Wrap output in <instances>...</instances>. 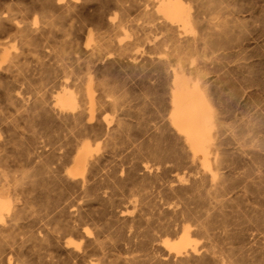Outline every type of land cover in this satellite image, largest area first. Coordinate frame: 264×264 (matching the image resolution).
Here are the masks:
<instances>
[{"label": "bare ground", "instance_id": "obj_1", "mask_svg": "<svg viewBox=\"0 0 264 264\" xmlns=\"http://www.w3.org/2000/svg\"><path fill=\"white\" fill-rule=\"evenodd\" d=\"M245 1L0 0V264H264V0ZM28 59L49 88L16 83ZM134 74L157 78L154 124L132 121Z\"/></svg>", "mask_w": 264, "mask_h": 264}, {"label": "rangeland", "instance_id": "obj_2", "mask_svg": "<svg viewBox=\"0 0 264 264\" xmlns=\"http://www.w3.org/2000/svg\"><path fill=\"white\" fill-rule=\"evenodd\" d=\"M243 1H244V0H243ZM243 1L241 0L242 3H244ZM246 1H247V0H246ZM246 1H245V3H246ZM239 2H240V0H238V3H239ZM241 2H240V3H241ZM239 14H240V13H239ZM154 30H155V29H153V32H152L151 29L146 30V32H145L146 34H145V35H147V36H149V37H152V36L156 33V32H155L156 30H155V31H154ZM206 30H208V29H206ZM147 31H148V32H147ZM150 32H151V33H150ZM154 32H155V33H154ZM148 33H149L150 35H148ZM152 33H154V34H152ZM196 33H199L198 30L196 31ZM151 34H152V35H151ZM230 36L233 37V36H235V35L233 34V36H232V34H231ZM231 37H230L229 41H230V40H232V41H231V42H228V41H227L229 44H228L227 42L223 41L222 43L220 42V43L218 44L219 46L216 45V47H218L217 50L219 49V50H218L219 52H220V50H221V52H222L223 55L220 54L221 52L218 54V51L216 50L215 47H213V48H214V50L217 51V52L213 53L214 50H212L211 55H212V53H213V55L217 53L218 55H217V54H216V55H217L218 57L221 56L220 59H221V58H223V59H225V58H227V59H228V58H231V59H232V54H234V53H232V52H236V50H237V48H238V47H237L238 42H237V40H236V41L234 40L235 42L233 41V39H234V38L236 39V37H233V39H232ZM224 42L227 43V44H225ZM230 43H231V44H230ZM233 43H234V44H233ZM236 43H237V44H236ZM224 44H225V47H226V45H227L226 48L224 47ZM222 45H223V47H224L223 49H221ZM228 46H229V47H228ZM233 46H234V47H233ZM232 49H236V50H235V51H232ZM224 50H225V51H224ZM226 50H227V51H226ZM230 50H231L232 52H231ZM210 51H211V49L209 50V54H207L208 57H204L203 60H206V61H205L206 63H207V61H208V62L212 65L213 69H212V67H210L211 65L208 66L209 64H208V63L206 64V65H207V68H208V69L210 68L211 70H210V69H209V70H210V71L213 70V71L208 73L207 71H209V70L206 68V73L209 74L208 76H207V74H206V76H207V77H210L209 80H210V79H212V80H213V79H214V80H217V81H216V85L218 86L219 84H221L220 87L223 88V89H221V90H224L225 86L228 85V82H227V78H226V76H225V75H227V71H226L225 69H223V68H226V67H225L226 65H227V66L230 65V64H227V63H230V60H231V59H229V61H227V59H226V61H225L226 63H225L224 60L222 59L221 61L224 62V63H225V64H224V63L218 61V59H217L218 57H217L216 55H214V56L212 55V56H213V57H212V56L210 55ZM223 52H224V53H223ZM227 52H228V53H227ZM230 52H231V53H230ZM225 53H226V55H225ZM230 54H231V55H230ZM219 55H220V56H219ZM224 55L226 56L225 58H224ZM229 55H230L231 57H230ZM215 56L217 57L216 59L214 58ZM222 56H223V57H222ZM228 56H229V57H228ZM209 57H210V58L212 57V58L209 59ZM212 59H213V62H214V60H215L214 65L212 64V63H213V62H212ZM29 60H30V61H29ZM216 61H217V62H216ZM211 62H212V63H211ZM27 63H28V64H27ZM215 63H216V64L219 63V64L216 65ZM221 63H222V64H221ZM33 64H34V65H33ZM35 64H36V61H35V60H33V59H28V60L26 61V64H25V63L23 64V65H25L26 67L29 65V66L27 67L28 69L24 66L25 68H23V70H21L24 74H22V72H20L21 74L19 73V75H18V79H19V81H17L16 83H17L18 85L22 86V89H23L25 92H29L30 89H31L32 87H33V88L36 87L35 89H37V87L40 88V87H42V86H45V88H49V87L51 86V84H52V83L50 82L49 79H46V78L42 79V78H41V75H40L38 72H36V71H38V70H37V67H36L37 65H35ZM223 64H224V65H223ZM219 65H220V66L223 65V66H222V69H221L220 67H219V68L216 67V66H219ZM214 66H215L216 68H214ZM34 67H36V68H34ZM217 68H218L219 70H218ZM24 69H26V71H25ZM220 69H221V70H220ZM226 69H227V68H226ZM215 70H217L216 72H219V71H222V70H223L222 72L224 73V71H225L226 74L223 75V74H221V72H219V74H217L216 72L213 73ZM210 73H211V74H210ZM212 73H213V74H212ZM26 74H27V78H25V77H26ZM22 75H25V77L23 76V77H24V78H23ZM137 75H139V74H137ZM137 75H135V74H134V75H128V77H129V76H130V77L133 76V77L136 79V80H134L133 77H132L131 79H132L133 81H132L130 78H129V81H131V82H132L133 84H135V85H136V84H138V85L140 84L139 86H136V88L134 87V85H133L132 83H129V81H128V77H127V79H126V82H128V86L130 87L129 89L131 90V88H132V90H131L132 92L128 89V86H127V85L124 86L125 88H127L126 90L128 91V93L125 91V94L127 93V94L125 95V97H126V96H129V95H132V98H130V99H133V100H129V101L133 102V103H132L133 106H135L136 108L138 107V108H137L138 110L141 109V110H139V111H138V110L135 111L136 108H135V107L133 108V107L131 106V104H129V105H130L129 108L131 107V109H130V110H131V115H130V116L133 117V120H132V118H131L130 116H129V117H130V119H131L132 121H134L135 118H136L135 115H136V114L138 115V113L140 112L139 114L141 115V114L143 113L142 115L148 120L149 123L154 124L156 120H157L156 122L159 121V119H158L159 117H158V116H160V115H158V114H160V112H161L160 104L158 105V102H159V101H158V99H157V95H156V93L154 92V89L152 88V85L154 84V82L156 81L155 79H157V78H155L154 76H152V74H150V75L148 74L149 76H148V75H145V76H140V75H139V76H137ZM217 75H218L219 78H218V77H215V76H217ZM30 76H31V77H30ZM147 76H148V78L152 76V77L155 78V79H153L152 77L149 78V79H147V78H146ZM222 76H223V77H222ZM224 76H225V77H224ZM19 77H20V78H19ZM28 77H29L30 79H29ZM137 77H138V78H137ZM211 77H212V78H211ZM213 77H214V78H213ZM220 77H221V78H220ZM141 78H142V79H141ZM143 78H144V79H143ZM216 78H218V79H216ZM224 78H225V79H224ZM45 79H46V80H45ZM138 79H139V81H138ZM146 79H147V80H146ZM220 79H222L223 81H225V83H224L222 80L220 81ZM33 80H34V81H33ZM47 80H48V81H47ZM140 80H141V81L143 80V81L141 82ZM148 80H150V82H148V83H150V87H149L148 83H146ZM151 80H154V81H151ZM24 81H25V82H24ZM134 81H135V82H134ZM137 81H138V82H137ZM144 81H145V82H144ZM219 81H220L221 83H220ZM37 82H38V83H37ZM136 82H137V83H136ZM143 82H144L145 84H143ZM217 82H218V83H217ZM29 83H30V85H29ZM31 83H32V84H31ZM36 83H37V84H36ZM152 83H153V84H152ZM226 83H227V84H226ZM131 84H132V85H131ZM225 84H226V85H225ZM26 85H27V86H26ZM28 85H29V86H28ZM130 85H131V86H130ZM141 85H144L145 87H146L147 85H148V86H147V88H144V86H142V87H143V88H142ZM222 85H223V86H222ZM132 86H133L134 88H133ZM139 87L142 88L143 90H145L147 93H146L145 91L141 90ZM218 87H219V86H218ZM220 87H219V88H220ZM226 87H228V88H226V90L228 89V91H229V89H230L229 85L226 86ZM43 88H44V87H43ZM138 89H140V91H139ZM148 89H150V90H148ZM151 89H152V90H151ZM0 90H1V87H0ZM221 90H220V91H221ZM226 90L224 91V93H223V91L221 92V94H222V93L224 94V95L222 94L223 97L225 96V93L228 92V91H226ZM133 91H134V92H133ZM129 92H131V93H133V94H131V93L129 94ZM141 92H143V93H141ZM153 92H154V94H152ZM139 93H140V94H139ZM142 94H143L144 96H142ZM146 94H147V95H146ZM139 95H140V96H139ZM155 95H156V97H154ZM138 96L141 97V98L139 99ZM128 98H129V97H128ZM128 98L126 97V98H125V101H126ZM144 98H145V101H146V102L143 100ZM152 98H153L154 100H153ZM224 98H225V97H224ZM141 99H142V100H141ZM146 99H147V100H146ZM239 99H240V98H239ZM140 100H141V101H140ZM137 101H138V102H137ZM151 101H152V102H151ZM223 101H224V99H223ZM131 102H129V103H131ZM142 102H143V104L146 103V105H143V108L140 107V106L142 105V104H141ZM144 102H145V103H144ZM124 103H125V105L128 104V102H124ZM126 103H127V104H126ZM134 103H136V104H134ZM153 103H155V104H153ZM140 104H141V105H140ZM136 105H137V106H136ZM155 105H156V106H155ZM236 105L238 106L239 103L236 104ZM127 106H128V105H127ZM144 106H145V108H144ZM237 106L234 105V107H233L234 110H233L232 108L229 109V110H228V108H226V107H225L226 109L223 108V109H225L226 111L223 110V111H225V113L222 112V115H224V118L221 119L222 122L225 121L226 123H229L232 119H235L236 116H239L238 113L241 111V108H238L239 106H238V107H237ZM133 109H134L135 112L132 113ZM151 109H152V110H151ZM235 109H238L239 112H238V110L235 111ZM146 110H147V111H146ZM159 110H160V112H159ZM231 110H233V111H231ZM141 111H142V112H141ZM157 111H158V112H157ZM227 111H231V112H233L234 114L231 113V112H227ZM234 111H235V112H234ZM108 112H110L109 109H108ZM153 112H154V113H153ZM226 112H227V113H226ZM134 113H135V115H134ZM223 113H224V114H223ZM228 113H229V115H230V113L233 114L232 116H230L232 119H231L230 117H227V116H229ZM132 115H133V116H132ZM140 115H138V116H140ZM225 115H226V116H225ZM235 115H236V116H235ZM143 116H141V117H143ZM222 117H223V116H222ZM225 117H226V118H225ZM236 118H237V117H236ZM226 119H228V120H226ZM223 120H224V121H223ZM153 122H154V123H153ZM226 123H225V124H226ZM147 159H148V157H147ZM148 160L150 161V158H149ZM151 160H152L151 162L154 161L153 159H151ZM125 192L128 193L127 190H125Z\"/></svg>", "mask_w": 264, "mask_h": 264}]
</instances>
